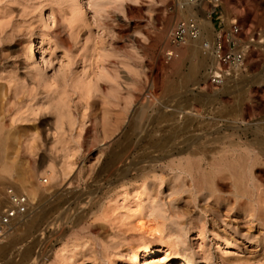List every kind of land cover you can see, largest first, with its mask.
Returning a JSON list of instances; mask_svg holds the SVG:
<instances>
[{
    "label": "rangeland",
    "instance_id": "obj_1",
    "mask_svg": "<svg viewBox=\"0 0 264 264\" xmlns=\"http://www.w3.org/2000/svg\"><path fill=\"white\" fill-rule=\"evenodd\" d=\"M103 1L108 7L101 16L88 7L81 21L53 0H0V47L4 48L3 75L8 82L0 93V118L8 113L14 120L23 118L15 123L20 125L24 140L32 142L29 150H8L2 157L26 182L19 184L17 177L11 180L35 201L32 216L50 208L60 195L54 210L36 224H23L8 238V244L23 240L11 252L0 255V264L16 257L30 260L36 244H41L43 264H106L95 247L99 242L88 235L90 230L106 243L114 235L124 256L131 246L142 243L144 237L133 222L126 220L119 227L114 221H103L101 208L122 186L144 188L148 204L157 199L166 201L173 189L191 185L186 170L181 180L173 183L172 174L163 167L165 161L150 173H144L139 165L134 174L123 175L121 163L128 154L139 161L156 154L151 145L171 133V123L163 121L167 114H174L173 122L181 127L175 130L174 142H194L188 152H219L226 148L224 138L228 136L236 143L240 136L241 148L254 145L264 149V0H221V7L210 19L217 20L222 29L236 22L245 35L255 37L246 71L219 87L210 85L212 61L202 53L187 57L185 62L177 55L171 61L164 59L172 50L171 31L185 21L177 14L175 0ZM208 2L198 8L199 19L212 9ZM34 33L42 41L43 63L38 70L26 61L23 52ZM87 47L91 50H85ZM83 58L91 61L83 63ZM64 71L69 74L67 85L61 79ZM58 99L67 113L61 119L62 131L56 130L55 110L44 109L35 116L29 110L52 105ZM135 112L141 118L135 121L133 132L142 130L143 136L131 143L126 154L122 135ZM146 116L152 119L149 124ZM9 139H13L12 132ZM64 153L72 165L69 174L48 176L47 171L58 170ZM234 154L230 150L221 156ZM246 157L241 152L239 160L228 161L230 174L222 173L220 183H227L229 190L223 194L216 192L208 202L200 198L197 204L190 195L176 197V206L185 213H199L206 224L205 238L198 239L195 246L209 250L214 264H264V217L259 214L264 213V203L259 208L248 200L252 189L247 173L250 167L255 187L264 190V153L252 166L246 165ZM44 179L47 185L42 187ZM8 186L12 185H1ZM224 196L230 199L228 212L223 211ZM145 206L146 201L139 209ZM62 216H69L68 222L73 220L54 236V222ZM76 226L81 230L73 236L69 230ZM211 232L223 234L235 245L225 249ZM34 235L33 242H27ZM58 236L61 242L56 240ZM151 258L159 260L158 255Z\"/></svg>",
    "mask_w": 264,
    "mask_h": 264
},
{
    "label": "bare ground",
    "instance_id": "obj_2",
    "mask_svg": "<svg viewBox=\"0 0 264 264\" xmlns=\"http://www.w3.org/2000/svg\"><path fill=\"white\" fill-rule=\"evenodd\" d=\"M53 1L59 8L63 9V11L67 12V14L71 17H80L81 21H83L84 13L88 7H91L97 16H101V14L108 7L107 4L103 3V0ZM120 1L121 0H115L117 3ZM175 5L178 16L183 20L196 17L199 13L201 14V11L185 3L184 0H175ZM198 22L202 28L200 39L188 42L183 50L176 53V57L179 58L181 62H185L187 57H195L202 53L203 56L208 57L210 61H212L209 70V74H211L214 66V59L211 51L205 49L202 43L207 40V38H205L206 36L204 37V34L208 32L210 35L208 38H211L214 35V30L211 27V22H209L205 15L201 19H198ZM30 38L31 40L27 44L26 50L23 52L26 56V61L33 66L34 70H38L40 65L43 63L40 51L42 41L35 33L32 34ZM1 42L2 38L0 31V44ZM85 50L89 51L91 48L87 47ZM3 53L4 48L0 47V93L1 90L5 88V83L7 82V76L3 75V73H5L3 69L6 60ZM87 60L91 61V58H83V63H86ZM61 79L62 83L67 85L69 79L67 71H64L61 74ZM230 79L231 78H228L226 81H229ZM46 84L47 81L45 82V85ZM48 108L57 112L56 130L62 131L63 122L61 119L66 116L67 113L65 106L62 104L60 99L52 105L42 104L37 106V109L30 107V115L35 116L38 111ZM9 118L10 120H8ZM13 118L14 117H11L10 113L5 114L2 118H0V187L1 185L3 186L6 184L13 186L15 183H11V180H13L14 177L19 179V184L23 185L26 183L25 181H22V178L19 175L17 176L14 174L12 167L2 157V154L8 150L21 149L27 151L32 148V142L24 140L20 125L15 123L22 121L23 118H19L18 120H14ZM140 118L141 115L138 112H135L133 120L128 124L122 135V149L124 152L126 151V154L129 153V146L133 141L135 142L136 140L137 143L142 139V130L133 132L134 123ZM174 119V114H167L163 118L164 122L171 123L169 126H172V129L171 133L163 136L151 145V147L155 148L156 154L148 157L144 161H139L135 155L128 154V157L123 161V163H121L122 160L120 161L122 168H124L123 175L126 176L130 173L134 174L139 165H141L144 173H150L153 169H155L158 163L165 161L163 163V167L172 174L173 183L181 180V175L186 170L188 177L191 179V185L188 187L186 185H182L179 188L173 189L168 196L169 199L166 201L157 199L156 201L148 202V204L147 201H149V195L145 194L144 188L141 189L137 185L133 187L122 186L117 196L114 199L109 200L104 208H101L103 215L102 220L114 221V223L116 222V225H119V227L124 226L126 224V220L133 222L138 233L142 235L144 239L142 243L131 246L127 251L126 256H124V251L122 247L119 246V243L115 241L114 235L110 236V240L106 243L95 236V231L90 230L88 235H90V239H93L94 242H99L95 247L100 249L103 254V261L106 264H159V262L162 261H165L163 264H214L213 256L209 250H205V248L200 246H195L198 239L202 240L205 238L206 224L202 222L199 213H185L178 206H176V197H180L182 194H187L190 195L193 202L197 204V200L200 198L202 201L208 202L209 199L213 198L216 192L221 191L220 193L223 194V191L229 190V185L227 183L220 182L223 179L222 173L227 175L230 174L229 168L226 167L230 158L239 160L241 158V152H243L247 156L246 165L252 166L256 158L261 153H264V149L254 145L246 147V149L241 148L238 145L243 143L240 136L238 138L240 142L238 143L234 142L230 139V136H228V138H224V140H227L224 142L226 148L219 152L212 153L205 150H194L191 153L188 151L194 142L190 143L188 141L189 143L183 142L181 144L174 142L177 135L175 130L179 131L181 128L179 125H176V122H173ZM151 120V117H145V121L148 124ZM11 132L13 138L12 140L9 139ZM18 133L20 134L19 136ZM136 138H138V141ZM16 139H18V142L15 141ZM219 140L223 141V138ZM239 148H241V150ZM230 150L235 153L232 157L221 156L223 153L225 154V152ZM251 155H254V157ZM207 158L212 159V162ZM202 162L203 164H201ZM71 169L72 165L69 161V157L66 153H64L62 160L59 163L58 170H50L47 171L46 174L52 178L57 177V173H59V175L67 176ZM219 169L221 170L219 171ZM239 169H243V165L239 166ZM246 169L247 167L243 170V173H245ZM247 173L251 178L248 181V186L252 189V196L248 200L255 202L257 206L261 208L260 205L264 203V190L255 187V183L252 178V169L250 167L248 168ZM31 175L32 171H30V176ZM215 186H218L220 189H215ZM59 197L60 195L56 196V200L50 208L41 209L39 212H36L37 214H35V216H32V214L35 213L33 212L23 223H20L13 228L12 232L7 234L0 241V255H5L8 252H11V250L16 248V244H20V240H23V238H21L18 241L15 240L8 244V238L14 234L16 230L22 227L25 223H38L39 219L47 214L46 212H50L57 207L59 204L57 203ZM240 197L243 198V196ZM223 199V211L228 212L230 211V199L227 196H224ZM144 201H146V206L139 209L140 204ZM259 214L264 217V213ZM67 220H69V216H62L55 220L54 223L56 231L54 232V236L62 233L68 223L73 219L71 218L69 222ZM262 224L264 225V222ZM77 227L79 226H76V228L71 227L69 230V232L74 233L72 234L73 236L78 235L76 232L81 230L80 228L76 230ZM211 233L216 240L221 241L224 244L225 249H231L235 245L234 242L227 240L223 234L218 235L213 232ZM36 237L37 236L34 235L29 239L27 238V242H33ZM82 239L84 238L81 237V240ZM56 240H60L61 242L62 238L59 239L58 236ZM255 244H258V241L255 242ZM40 245L41 244L32 245L33 251L30 260L24 261L23 257H16L5 264H43L39 253ZM154 255H158L159 260L151 258Z\"/></svg>",
    "mask_w": 264,
    "mask_h": 264
},
{
    "label": "built area",
    "instance_id": "obj_3",
    "mask_svg": "<svg viewBox=\"0 0 264 264\" xmlns=\"http://www.w3.org/2000/svg\"><path fill=\"white\" fill-rule=\"evenodd\" d=\"M206 0H184L185 3L198 9ZM212 7L207 12V19L211 22L214 35L203 41V47L211 51L214 66L209 82L214 87L221 86L228 78L242 75L247 69V54L255 42L253 34L243 33L241 27L233 22L228 28L217 26V20L210 19L216 15L221 7V0H209ZM196 17L180 22L171 31L170 44L172 50L167 52L164 59L171 61L176 53L183 50L190 41H197L202 34V28ZM47 185L44 179L42 187ZM35 209L33 201L24 191L14 186L0 187V241L9 234L13 228L23 223Z\"/></svg>",
    "mask_w": 264,
    "mask_h": 264
}]
</instances>
